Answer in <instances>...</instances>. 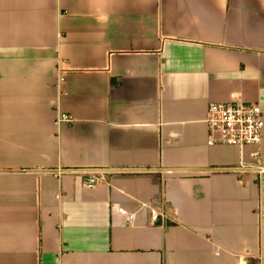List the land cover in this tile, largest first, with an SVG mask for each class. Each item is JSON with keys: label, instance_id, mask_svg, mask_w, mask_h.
I'll return each mask as SVG.
<instances>
[{"label": "crops", "instance_id": "obj_1", "mask_svg": "<svg viewBox=\"0 0 264 264\" xmlns=\"http://www.w3.org/2000/svg\"><path fill=\"white\" fill-rule=\"evenodd\" d=\"M232 101L264 112V0H0V264H264Z\"/></svg>", "mask_w": 264, "mask_h": 264}, {"label": "built area", "instance_id": "obj_2", "mask_svg": "<svg viewBox=\"0 0 264 264\" xmlns=\"http://www.w3.org/2000/svg\"><path fill=\"white\" fill-rule=\"evenodd\" d=\"M65 114H60L57 124L70 122ZM206 124L209 128L211 144L222 146L247 147L258 146L264 133V112L259 104L246 102H212L206 113ZM262 170V168H261ZM83 179V186L94 188L101 183L107 171L90 172ZM121 213H125L120 209ZM133 215H126L131 221Z\"/></svg>", "mask_w": 264, "mask_h": 264}]
</instances>
